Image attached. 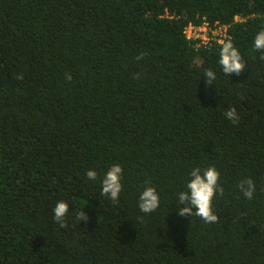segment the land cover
I'll return each mask as SVG.
<instances>
[{
	"label": "trees",
	"instance_id": "obj_1",
	"mask_svg": "<svg viewBox=\"0 0 264 264\" xmlns=\"http://www.w3.org/2000/svg\"><path fill=\"white\" fill-rule=\"evenodd\" d=\"M202 21L227 26L241 75L223 73L220 43L186 39ZM261 30L264 0H0V264H264ZM113 164L118 203L101 194ZM211 165L219 222L180 217L190 171ZM149 180L160 206L145 214Z\"/></svg>",
	"mask_w": 264,
	"mask_h": 264
},
{
	"label": "clouds",
	"instance_id": "obj_2",
	"mask_svg": "<svg viewBox=\"0 0 264 264\" xmlns=\"http://www.w3.org/2000/svg\"><path fill=\"white\" fill-rule=\"evenodd\" d=\"M254 48L258 51H264V30L259 31L254 38ZM143 53L137 57L142 59ZM264 59V55L261 56ZM219 65L225 75L239 76L246 70V63L238 48L234 45L231 38H226L220 44ZM216 72L211 68L205 69L203 76L206 77L205 87L213 85L216 80ZM22 78V77H19ZM66 80H71V75L66 74ZM135 78V77H134ZM225 117L236 124L239 122V114L235 107L229 108ZM123 168L120 164H113L104 174L101 180V194L108 197L113 202H119L120 194L123 190L122 185ZM89 180L97 178L95 170H88L86 173ZM190 179L186 184L185 190L177 194L178 205L176 204L177 214L180 217H199L205 223L219 222V216L213 210V199L219 194L224 195V188L220 183L221 173L214 166H208L201 169L199 166L193 167L189 173ZM238 189L243 196L251 200L257 191L255 181L250 177L241 179L238 183ZM160 206V197L156 187L152 182L146 181V186L139 196V208L141 212L148 214L155 212ZM54 219L61 228H66L65 217L69 213V203L60 200L53 209ZM79 222L88 221L90 217L84 211V208L77 213Z\"/></svg>",
	"mask_w": 264,
	"mask_h": 264
},
{
	"label": "built area",
	"instance_id": "obj_3",
	"mask_svg": "<svg viewBox=\"0 0 264 264\" xmlns=\"http://www.w3.org/2000/svg\"><path fill=\"white\" fill-rule=\"evenodd\" d=\"M184 35L187 40L194 41L196 45H207L211 41L220 43L228 37L227 26L210 24L202 21L199 24L188 23L184 28Z\"/></svg>",
	"mask_w": 264,
	"mask_h": 264
}]
</instances>
